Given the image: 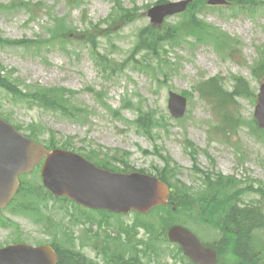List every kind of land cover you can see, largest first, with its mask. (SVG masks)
I'll return each mask as SVG.
<instances>
[{
  "label": "rangeland",
  "instance_id": "374dc122",
  "mask_svg": "<svg viewBox=\"0 0 264 264\" xmlns=\"http://www.w3.org/2000/svg\"><path fill=\"white\" fill-rule=\"evenodd\" d=\"M158 1L180 0H0V37L15 41L0 45L6 80L0 115L23 133L43 134L46 144L50 139L118 166L128 162L180 190L203 192L206 174L222 173L232 183L222 189L220 207L260 206L264 212V130L254 118L257 72L264 64V0H195L186 11L153 23L148 12ZM192 18L203 20L211 34H189ZM57 20L64 23L61 38L50 36ZM87 35L101 53L100 66ZM212 77L225 94L224 105L202 92ZM239 82L248 84L245 95L235 93ZM41 86L65 91L67 108L39 103L34 91ZM170 91L188 100L182 118L170 113ZM226 113L233 118L228 129ZM141 114L147 116L143 126L137 124ZM27 181L31 190L0 215V245L49 243L65 255L80 253L84 264H183L184 254L164 237L166 222L167 230L184 224L212 245L224 237L194 205L173 213L111 215L55 198L44 188L40 169ZM253 244L264 264V228L254 231ZM233 254L228 247L221 262L237 263Z\"/></svg>",
  "mask_w": 264,
  "mask_h": 264
},
{
  "label": "water",
  "instance_id": "95a60500",
  "mask_svg": "<svg viewBox=\"0 0 264 264\" xmlns=\"http://www.w3.org/2000/svg\"><path fill=\"white\" fill-rule=\"evenodd\" d=\"M188 3L189 0H184L156 5L149 14L154 22H162L165 15L184 10ZM209 3L222 4L225 0H209ZM258 99L255 116L264 129V82ZM186 107V97L170 93L169 108L173 116H184ZM44 158L43 182L56 197L66 196L86 207L119 213L131 210L147 213L156 206L168 204L170 186L159 177L139 171L113 172L74 151L49 149L0 117V208L13 199L20 186V174L32 171ZM168 236L172 242L179 243L195 263H217L216 250L205 246L187 227L174 225ZM58 259L49 244L17 243L0 247V264H57Z\"/></svg>",
  "mask_w": 264,
  "mask_h": 264
},
{
  "label": "trees",
  "instance_id": "16d2710c",
  "mask_svg": "<svg viewBox=\"0 0 264 264\" xmlns=\"http://www.w3.org/2000/svg\"><path fill=\"white\" fill-rule=\"evenodd\" d=\"M195 1V0H194ZM193 1V2H194ZM230 3L232 2H238V3H250L248 0H228ZM75 0H71V3H74ZM252 2H254L252 0ZM251 2V3H252ZM250 3V5H251ZM14 4L11 5L10 8H13ZM127 17L130 19V12H128ZM56 28L54 31L51 30V37L53 38H61L59 35V31L64 28V23L60 22L59 20L56 21ZM188 27L187 29H190L189 34H194L195 36L199 37H207L211 33H208V27L207 24L203 20H198L197 18H192L188 22ZM181 28H184V26H181ZM80 33V31H78ZM77 33V34H78ZM84 33H88L83 31L81 34L83 35ZM88 36V35H87ZM167 37H171V32H167ZM93 36L89 35L87 37V42L92 43V52L95 55V61L97 64L100 66L102 65V62L100 59V52L98 50V47H96V43L93 42ZM159 40H160V35H159ZM95 41V40H94ZM147 41V40H145ZM15 41L12 40H7L4 39L3 37H0V45L2 44H15ZM23 41H17V43H22ZM153 47V45L150 47V49ZM106 58V57H105ZM263 71L259 74L257 72V67L254 69L255 72L258 74V78L260 80L264 79V64L262 65ZM3 68L0 67V86L5 85V77L2 75L3 73ZM104 72H108L107 70H104ZM239 81V80H238ZM218 79L215 77H212L206 81V86H203L202 92L203 93H208V94H213L216 95L219 98V102L221 105H224L226 103V99L224 98L225 94L223 93L222 88L219 86L220 84L218 83ZM206 87V88H205ZM248 88L247 83L237 84L235 86L236 90V95H245V91ZM16 93H20L21 91L17 89ZM35 98L41 103L42 101H45L46 104H48L50 107H57L58 109L62 108H67L64 105V101L67 100V93L65 91L60 90L59 88H48V87H36L35 88ZM60 92V93H58ZM24 93H21L20 95H23ZM228 96V95H226ZM229 97V96H228ZM217 107V106H216ZM118 111H114L115 114H117ZM147 117L146 114H141L140 117L137 119V124L139 126H143L144 124L140 122L142 118ZM233 122V118H231V115L229 113L223 114V127L224 129H228L230 125ZM18 129H20V126L16 125ZM29 136L32 138L42 141L43 139V134L37 133L36 130H31L29 133ZM48 142V146L50 147H56L59 146V142H53L50 139H46ZM64 145V144H63ZM64 148H70L67 145L63 146ZM87 158L90 160H95V163L106 167L110 168L114 171H120V172H129V171H134L135 169L131 167L128 162H123L125 165L124 166H118L117 163L116 165L113 163H108L105 159L101 160L98 157H95L91 154H86L85 155ZM114 158V156H113ZM115 162L116 159L111 160V162ZM144 172V170H141ZM156 174L161 177L164 180L165 177L160 175L159 173L156 172ZM25 179V178H24ZM28 182L27 178L22 181V186L20 189V194L23 196L31 190L30 187L26 184ZM170 185L173 186V190L171 193L170 200L172 202L176 203V206L178 209H181L183 206H192L194 205L195 208L198 209L200 216L202 217V220L204 222H214L219 228L223 229L224 231V237L222 241L215 242L213 244L219 253V261L217 264H223L221 262V255L226 251L228 247H231L233 249V256H236L237 263L235 260V264H262V260L260 257L256 256V253L253 251V234L254 231L257 229L264 228V212L261 209L260 206H243L237 208L234 206L233 208H228L229 210L224 209V207H220L221 204L216 203L222 196L223 192L222 189H227L229 185L232 183V179L229 178L228 176L220 173L217 174L216 176H212L210 173L206 174L204 183L207 186V190L203 192H198L195 193L192 188H189L185 186L183 189L180 190L176 185L172 184L169 180L167 181ZM208 190L213 191L212 196L207 193ZM49 192V191H48ZM165 210L168 209L170 213H173L174 210L172 206H160L157 207L155 210ZM1 210H0V215H1ZM1 220V219H0ZM166 222V221H165ZM167 223V222H166ZM166 223L163 226L164 229V237L167 232V226ZM145 228L148 230L152 229L154 230V226H150L148 224H145ZM142 227V225L139 226V228ZM167 236V235H166ZM231 237L230 239L227 237ZM166 240L167 237H166ZM229 240V241H228ZM210 244V243H207ZM178 246V245H177ZM60 253V259L58 264H84L83 262V257L80 253L78 252H68L66 255L60 251V248L57 246L56 247ZM178 250L180 253L182 252V249L180 246H178ZM183 264H195L191 259L186 257L185 255L183 256ZM231 264V263H230ZM233 264V263H232Z\"/></svg>",
  "mask_w": 264,
  "mask_h": 264
}]
</instances>
